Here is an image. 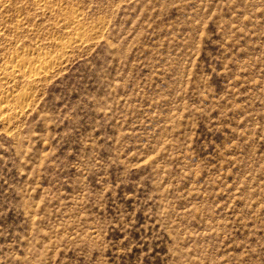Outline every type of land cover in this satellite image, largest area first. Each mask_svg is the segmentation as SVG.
<instances>
[{
    "label": "rangeland",
    "instance_id": "obj_1",
    "mask_svg": "<svg viewBox=\"0 0 264 264\" xmlns=\"http://www.w3.org/2000/svg\"><path fill=\"white\" fill-rule=\"evenodd\" d=\"M0 264H264V0H0Z\"/></svg>",
    "mask_w": 264,
    "mask_h": 264
},
{
    "label": "bare ground",
    "instance_id": "obj_2",
    "mask_svg": "<svg viewBox=\"0 0 264 264\" xmlns=\"http://www.w3.org/2000/svg\"><path fill=\"white\" fill-rule=\"evenodd\" d=\"M52 65V64H51ZM23 66H9L7 69L9 70V71H11L12 73H19V72H22V71H25V70H22L23 68H22ZM37 68V67H36ZM44 68V67H43ZM5 69V68H4ZM46 69V68H45ZM7 70V71H8ZM42 72H43V70H38L37 72H34L32 75L30 74V77L31 78H35V77H37V76H39L40 74H42ZM26 73H27V71H26ZM25 73V74H26ZM31 73V72H30ZM28 74H29V72H28ZM27 74V75H28ZM33 80V79H32Z\"/></svg>",
    "mask_w": 264,
    "mask_h": 264
}]
</instances>
